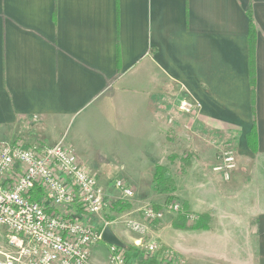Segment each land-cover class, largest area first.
<instances>
[{"label": "crops", "instance_id": "1", "mask_svg": "<svg viewBox=\"0 0 264 264\" xmlns=\"http://www.w3.org/2000/svg\"><path fill=\"white\" fill-rule=\"evenodd\" d=\"M181 100L196 113L177 111ZM253 124L255 152L246 143ZM14 140L62 141L107 200L121 198L114 180L131 185L129 208L89 221L110 225L139 254L136 241L157 242L182 261L157 255L160 264H264V0H0V144ZM228 148L244 178L236 168L227 177L214 170ZM173 158L185 164L180 178L172 175L175 200L206 214L208 228L174 225L176 214L166 212L143 233L130 230L125 222H141V208L164 204L152 179ZM108 255V244L93 245L94 263Z\"/></svg>", "mask_w": 264, "mask_h": 264}, {"label": "built area", "instance_id": "2", "mask_svg": "<svg viewBox=\"0 0 264 264\" xmlns=\"http://www.w3.org/2000/svg\"><path fill=\"white\" fill-rule=\"evenodd\" d=\"M178 109L194 115L197 105L181 100ZM236 168V158L228 148L214 170L225 173ZM227 177V175H226ZM121 192L118 201L132 199L134 190L122 179L113 183ZM39 187L43 197L33 200L32 191ZM117 201L107 200L95 175L80 162L75 152L59 141L53 145L24 144L14 140L0 144V264H96L91 260L93 245L102 241L104 227L89 222L94 215L114 209ZM77 205L80 216L61 215L56 206ZM140 221L128 220L127 227L143 233L164 213L184 215L195 223L198 215L172 200L155 209L148 204L140 209ZM135 245L140 254L125 257L124 251L108 244L105 264H145L160 255L162 263L178 261L175 255L157 242Z\"/></svg>", "mask_w": 264, "mask_h": 264}, {"label": "trees", "instance_id": "3", "mask_svg": "<svg viewBox=\"0 0 264 264\" xmlns=\"http://www.w3.org/2000/svg\"><path fill=\"white\" fill-rule=\"evenodd\" d=\"M248 17V30L246 35L247 40V46H248V76H249V85H250V94H251V109L252 113H254V87H255V61H254V51H255V42H256V26L252 18V14L250 9L246 12ZM246 143L247 146L251 151H256V131L255 126L253 124L251 130L246 134ZM185 165V164H184ZM152 186L153 189L160 194L166 195L164 204L169 203L172 200H175L174 192L176 191L175 188V182L173 176L169 173V170L167 167L162 165H156L153 179H152ZM43 197V192L39 189V187H36L32 191V199L36 200ZM155 209H159L161 206L157 204H151ZM117 207H119L118 210H125L126 208H129V205L125 202L118 201L116 202ZM182 206L184 209H186V204L183 202ZM184 224L185 217L184 215L178 214L174 218V225H179L180 223ZM208 216L206 214H201L198 216V220L192 225V229H207L208 225ZM124 253L125 257L129 258L131 254L135 253L136 255L139 254V251L136 250L134 247L125 244L124 248H121ZM145 264H160L155 257L146 259L144 261Z\"/></svg>", "mask_w": 264, "mask_h": 264}, {"label": "rangeland", "instance_id": "4", "mask_svg": "<svg viewBox=\"0 0 264 264\" xmlns=\"http://www.w3.org/2000/svg\"><path fill=\"white\" fill-rule=\"evenodd\" d=\"M174 95H176V92L174 93ZM176 109H177V111L181 112L178 108H176ZM46 142H48V141H46ZM225 145H226V143H222V147L223 146L225 147ZM178 154H179L178 156H181L182 157V154L181 153H178ZM236 162H237L236 163L237 165H236V169L235 170H238V172L240 173V176L242 178H244L245 177V173H246L245 167H244V165L242 163H239L238 160ZM168 169L170 170V174L173 175V176H175V177H177V178H180L181 175H183V173H185V165L183 164V161L176 160L174 158L171 159V161H169V163H168ZM239 180H241V178ZM177 181H179V180H177ZM242 182L243 181L241 180V183ZM178 184H179V182H178ZM239 186H242L243 187V183H242V185H239ZM242 194H243L242 192L239 193V195H242ZM56 207L59 209V211L61 210L60 213H66V211L62 210L64 206H56ZM66 207H68V206H66ZM168 213H172V212H168ZM185 222L187 223V221H185ZM188 223L189 224H194V223H191V222H188ZM98 244L99 245H105L106 243L104 241H99Z\"/></svg>", "mask_w": 264, "mask_h": 264}, {"label": "water", "instance_id": "5", "mask_svg": "<svg viewBox=\"0 0 264 264\" xmlns=\"http://www.w3.org/2000/svg\"><path fill=\"white\" fill-rule=\"evenodd\" d=\"M102 241L106 244L114 245L119 248H124L125 244L113 233L110 225H105L101 236Z\"/></svg>", "mask_w": 264, "mask_h": 264}]
</instances>
